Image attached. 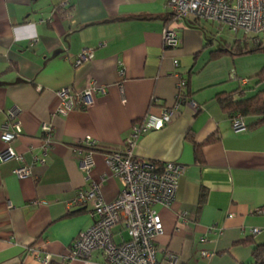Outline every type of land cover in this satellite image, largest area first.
<instances>
[{
    "label": "crops",
    "instance_id": "1",
    "mask_svg": "<svg viewBox=\"0 0 264 264\" xmlns=\"http://www.w3.org/2000/svg\"><path fill=\"white\" fill-rule=\"evenodd\" d=\"M170 14L167 0H0V133L7 123L18 125L9 147L21 157L2 160L8 145L0 139V264H41L46 255L50 264H108L99 253L62 261L92 225L89 207L70 209L77 193L98 185L111 202L121 189L105 152L87 154L81 143L123 150L133 128L162 113L168 121L142 134L132 150L138 159L184 167L174 201L155 206L163 228L158 264L252 263L254 245H264V125L235 133L215 97L255 83L248 79L264 69V59L248 72L240 62L264 53L208 62L219 48L237 47L243 34L216 42L214 23L202 30L166 22ZM165 29L175 32L177 47L164 46ZM87 50L92 59L76 66ZM91 87L104 94L61 111L58 92L77 97ZM43 125L51 129L46 150ZM85 155L93 163L88 173ZM19 167L30 174L18 178ZM112 232L115 243L128 239L120 226Z\"/></svg>",
    "mask_w": 264,
    "mask_h": 264
},
{
    "label": "built area",
    "instance_id": "2",
    "mask_svg": "<svg viewBox=\"0 0 264 264\" xmlns=\"http://www.w3.org/2000/svg\"><path fill=\"white\" fill-rule=\"evenodd\" d=\"M167 7L179 20H204L220 26V31L227 28L232 34L241 32L243 35L256 38L264 47V0H167ZM165 47L175 48L179 39L172 30L165 29L162 34ZM93 57L92 51L87 50L76 60L78 66ZM230 78L237 79L234 74ZM245 85L246 80L238 79ZM104 90L91 87L74 97L67 89L58 92L62 102L61 111L73 109L75 102L85 107L90 100ZM168 114L161 116L148 115L141 127L131 130L123 150L105 153L106 163L111 173L119 180L121 189L115 200L106 202L102 199L98 185L90 190L80 191L71 202L70 209L80 210L90 208L92 225L86 231L79 233L68 248L66 255L62 256L63 263L79 260L86 262L94 253L101 254L108 264H158L156 259V238L163 233L161 219L155 206L169 207L174 201L178 180L184 173V167L176 162H166L158 165L156 162L138 159L132 154L137 139L150 130L162 128L168 121ZM14 118L10 114V119ZM13 123V122H12ZM7 123L1 128L0 139L8 145L1 153L2 160L21 157L16 155L9 144L20 133L17 124ZM231 128L235 133L246 129L243 119L237 115L231 119ZM46 146H49L51 129L42 126ZM81 146L88 149L89 154L96 145L91 141H84ZM43 162V161H41ZM93 163L90 155H85L82 169L87 173ZM158 169V170H157ZM18 178L30 174L27 167L15 170ZM120 226L128 239L115 243L113 229ZM253 233H257L254 230ZM120 236V233L117 234ZM35 252V251H32ZM170 260H174L168 255ZM41 264H50L49 255L40 259Z\"/></svg>",
    "mask_w": 264,
    "mask_h": 264
},
{
    "label": "trees",
    "instance_id": "3",
    "mask_svg": "<svg viewBox=\"0 0 264 264\" xmlns=\"http://www.w3.org/2000/svg\"><path fill=\"white\" fill-rule=\"evenodd\" d=\"M61 9V8H60ZM61 10H69V9H61ZM177 18L172 13L166 18V22L174 21ZM186 25L193 28L202 29L205 23H208L204 20L194 19L192 21H185ZM210 24V23H209ZM203 30V29H202ZM242 40L237 43V47L227 45L219 48L217 51L211 53L208 62L219 59L225 55L231 56H239L248 54L251 52H262L264 53V47H262L257 41L256 38H252L250 36L243 35ZM249 40L251 41L252 48L249 49ZM244 43V44H243ZM255 80V83L251 86L241 87L239 86L236 90L231 92H223L216 95L215 100L220 106V108L224 111V113L229 118H234L239 115L244 123L246 118H252V122L249 125H246L248 129H256L257 127L264 125V87L258 89L262 84H264V69H262L255 76L250 77L249 80ZM247 84V83H246ZM249 92H254L253 95L247 97L246 94ZM209 142V141H207ZM93 152H105L109 153L111 150L109 149H101L100 147H95ZM194 152L196 156V160L201 162V154L198 146H194ZM160 164H157L156 167L159 168ZM157 169V170H158ZM205 194L203 191L200 194V203L204 200ZM251 264H264V245L258 246L254 245L253 247V260Z\"/></svg>",
    "mask_w": 264,
    "mask_h": 264
},
{
    "label": "rangeland",
    "instance_id": "4",
    "mask_svg": "<svg viewBox=\"0 0 264 264\" xmlns=\"http://www.w3.org/2000/svg\"><path fill=\"white\" fill-rule=\"evenodd\" d=\"M212 27H213V30H214V33L215 35L217 36L216 38V42H223V41H232L233 40V36H232V33L228 31L227 28H223L221 31H220V26L217 25V24H212ZM234 35V34H233ZM239 37L242 36V33L239 32L238 35ZM264 59V55L262 56H253L252 58H249L247 61L245 62H240L241 63V68H244V71L245 72H248V68H247V65H253V64H257L258 62H260V59ZM262 61V60H261ZM264 64V63H262ZM264 66V65H262ZM259 70V69H258ZM239 78H245V77H240ZM251 81H253L251 79ZM254 83L252 82L251 85H253Z\"/></svg>",
    "mask_w": 264,
    "mask_h": 264
}]
</instances>
